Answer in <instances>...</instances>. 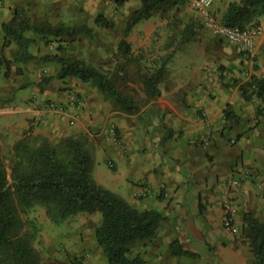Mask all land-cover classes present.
Returning <instances> with one entry per match:
<instances>
[{
  "label": "crops",
  "instance_id": "crops-1",
  "mask_svg": "<svg viewBox=\"0 0 264 264\" xmlns=\"http://www.w3.org/2000/svg\"><path fill=\"white\" fill-rule=\"evenodd\" d=\"M2 1L0 59L9 66L20 61L24 75L13 78L0 70V145L12 146L24 134L85 142L99 186L138 210L153 209L165 216L156 235L145 241L147 264H180L182 256L172 254L174 240L201 254L192 258L247 264L233 234L222 228L223 205L229 195L236 197L238 223L248 213L260 218L264 212V93L246 99L241 90L253 76L264 82V34L257 38L252 62L208 27L185 41L184 29L176 27L172 11L165 10L171 6H164L128 33L125 41L131 51L126 58L120 42L141 0ZM215 1L227 9L239 0ZM20 11L41 26L64 24L82 31L75 42L64 38L51 44L27 31L34 58L27 60L3 29ZM174 14L182 17L184 12ZM257 21L264 28V16ZM85 34H96L100 43L89 44ZM86 48L95 53L93 65L111 71L116 83L117 68L126 67V81L140 83L146 93L143 77L161 72L159 94L148 93L151 100L145 104L130 100L138 109L128 113L91 83L59 79L57 59L76 56L88 62L82 54ZM48 56L57 59L46 60ZM65 90L77 93L82 102L76 114L70 113L73 124L48 109L51 101H67ZM77 241L81 250L98 252L93 238Z\"/></svg>",
  "mask_w": 264,
  "mask_h": 264
},
{
  "label": "trees",
  "instance_id": "trees-1",
  "mask_svg": "<svg viewBox=\"0 0 264 264\" xmlns=\"http://www.w3.org/2000/svg\"><path fill=\"white\" fill-rule=\"evenodd\" d=\"M183 1L141 0V7L127 21L124 39L120 42L122 55L126 58L130 55V45L125 38L138 22L152 17L164 6H177ZM260 16H264V0H240L229 5L222 23L245 28L258 24ZM3 29L10 41L19 45V56L27 60L34 59L28 50L31 40L24 36L27 31L39 33L46 41L50 38L55 41L74 38L82 31L65 26L38 25L23 11L17 13ZM56 59L46 57V60ZM57 60L61 65L57 75L59 79L74 77L91 83L114 99L121 110L128 113L137 111L138 107L121 94L115 81L107 74L80 59ZM2 65L0 59V67ZM6 67L9 69L8 63ZM160 75L161 72H156L143 77L144 88L152 96L159 94ZM241 90L246 99L251 96L262 97L264 82L253 76L251 81L241 85ZM14 152L11 178L0 158V264H33L36 260V252L30 243L29 234L24 232L21 215L37 205L45 207L55 223L77 214L99 213L101 223L96 228L95 241L102 249L106 263L147 264L141 255H130L131 247L153 238L165 216L153 209L138 210L125 199L99 186L93 177L94 159L85 142L70 137L58 145L44 142L35 146L31 144L29 135H26L14 145ZM244 224L250 232L256 263L264 264V223L248 213L244 216ZM171 250L174 256L201 255L184 248L179 240L172 242Z\"/></svg>",
  "mask_w": 264,
  "mask_h": 264
},
{
  "label": "rangeland",
  "instance_id": "rangeland-1",
  "mask_svg": "<svg viewBox=\"0 0 264 264\" xmlns=\"http://www.w3.org/2000/svg\"><path fill=\"white\" fill-rule=\"evenodd\" d=\"M240 1V0H239ZM214 0V11L215 17L218 21L222 22L223 16L225 15L227 9L222 6V3L215 4ZM237 2V1H236ZM162 7L161 9H163ZM160 9V10H161ZM168 11H172L174 16V22L176 27H181L184 29V40L191 39L196 35L197 29H207L206 22L204 19L199 16L197 11L193 8L192 3L189 2L187 4L186 1L182 3L180 6H171L169 9H165ZM184 12L182 17H177L174 13L176 12ZM86 23H84L85 25ZM87 25V24H86ZM65 26L60 25L56 27ZM69 27V26H65ZM208 30H212L211 28ZM213 34L215 33L213 30L211 31ZM216 34V33H215ZM214 34V35H215ZM216 36V35H215ZM99 36L96 34H85L83 37L89 41V44L92 42L100 43ZM78 39L76 38H66V40L75 42ZM50 42L48 44L54 43L55 39L50 38L46 41ZM92 41V42H91ZM67 43V42H65ZM57 44V43H56ZM15 52V51H14ZM17 52V50H16ZM20 52V51H19ZM86 59H89L88 62L85 61L88 65H91L98 69L99 71L111 75V71L107 72L102 70V68L98 67L101 65L95 66L96 63H93V60H96L95 53L89 51V48H86L83 51ZM19 55V53H18ZM66 59H79L78 57H66ZM82 60V59H80ZM110 62L111 59H110ZM11 66L9 69L6 67V62H3L2 68H0L2 74H7L13 78H21L24 75V67L20 65V61H16L15 64L13 61H10ZM95 64V65H93ZM111 64V63H110ZM112 69V66L109 67ZM128 70L126 67L117 68V75L115 84H117L118 88L121 91V94L128 98L129 100H137L140 104H145L151 100V97L148 93H146L140 86V83L135 82L133 84H129L123 74L124 71ZM121 73V74H120ZM120 80V81H119ZM115 81V80H113ZM27 134H24L21 139L22 140ZM30 142L32 145H40L44 142H49L53 145H58L63 139H48L44 136H32L29 135ZM17 140L12 146L1 144L0 145V158L4 163V167L8 173V176L11 178V165L14 160V145L19 141ZM253 215V214H252ZM238 216V214H237ZM22 220L24 222V232H27L29 235L30 243L33 249L36 252V260L33 264H107L106 259L103 255L102 249L98 247L95 241V231L96 228L101 223V215L97 214H77L72 216L60 223H55L47 213V209L41 205L35 206L32 210L27 212L26 214L21 215ZM237 218V217H236ZM261 222L264 223V212L261 214V217L258 218ZM224 231L225 228L222 225ZM227 232V231H226ZM233 240L237 243V247L242 250L244 254L245 260L247 264H257L253 252V248L250 243V232L247 229V226L243 223H238L236 219V223L234 226L233 232ZM89 237L93 238L96 243V252L94 249L87 250L84 247V250H81L82 247L80 243L77 241L79 238ZM148 243L145 241L138 242L131 247L130 255L135 257L137 255H141L144 259L146 255L149 254ZM234 245V244H233ZM210 257V256H209ZM180 264H211V258L208 256L192 258L189 256H182L178 258Z\"/></svg>",
  "mask_w": 264,
  "mask_h": 264
},
{
  "label": "built area",
  "instance_id": "built-area-1",
  "mask_svg": "<svg viewBox=\"0 0 264 264\" xmlns=\"http://www.w3.org/2000/svg\"><path fill=\"white\" fill-rule=\"evenodd\" d=\"M2 0H0V9L2 8ZM214 0H194L193 8L201 15L206 22V25L211 28L218 36L227 41L229 44L238 47L241 52L252 62L255 60L256 41L257 38L264 34V28L260 24H251L245 28L226 26L218 21L212 13ZM66 102L51 101L48 103V109L57 114L62 121H67L73 124V117L70 113H77L81 109V99L78 94L71 90L64 91ZM110 133L113 137L116 136V126L112 125ZM110 167L113 165L110 163ZM232 186H237L238 181H232ZM223 226L228 233L233 232L238 214V206L236 197L229 195L224 200Z\"/></svg>",
  "mask_w": 264,
  "mask_h": 264
}]
</instances>
